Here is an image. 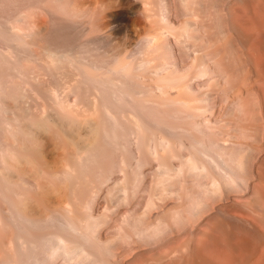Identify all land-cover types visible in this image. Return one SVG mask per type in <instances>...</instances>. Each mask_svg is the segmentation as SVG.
<instances>
[{"label":"bare ground","instance_id":"obj_1","mask_svg":"<svg viewBox=\"0 0 264 264\" xmlns=\"http://www.w3.org/2000/svg\"><path fill=\"white\" fill-rule=\"evenodd\" d=\"M0 264H264V0H0Z\"/></svg>","mask_w":264,"mask_h":264}]
</instances>
